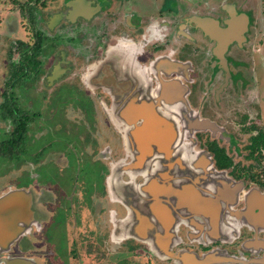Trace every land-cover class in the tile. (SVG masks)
<instances>
[{"label": "flooded vegetation", "instance_id": "af4514ba", "mask_svg": "<svg viewBox=\"0 0 264 264\" xmlns=\"http://www.w3.org/2000/svg\"><path fill=\"white\" fill-rule=\"evenodd\" d=\"M10 1L23 19L0 23V198L24 189L33 212L0 234V264H264V0H165L150 15V0H62L45 16L46 0ZM193 116L213 128L192 141ZM43 124L62 151L50 161ZM205 151L216 182L192 169Z\"/></svg>", "mask_w": 264, "mask_h": 264}, {"label": "water", "instance_id": "95a60500", "mask_svg": "<svg viewBox=\"0 0 264 264\" xmlns=\"http://www.w3.org/2000/svg\"><path fill=\"white\" fill-rule=\"evenodd\" d=\"M84 5L80 4V7H83ZM89 8L88 4H86V6L84 8ZM83 8V10H84ZM85 13V12H84ZM175 81L171 80L168 83H165V89H173V85H174ZM176 83H178L176 81ZM177 85V84H176ZM165 94H168V91L165 92ZM189 111V109H188ZM147 120L146 123L143 126L144 129V138L147 139V143H155L156 140H153L155 138H162L163 136L157 135L156 133H154V130L157 128L156 124L154 122H156L155 117L151 114H149L146 116ZM178 118V117H176ZM180 119V118H179ZM160 122H162V120L159 119ZM188 127L191 128V131H193V133L191 135H187L186 134V138H191V140L193 141L194 139V132L196 130L202 129V128H213L212 123L209 122L208 120H204L201 119L200 117H195L193 116L191 118V121L189 122ZM160 128H168V125H162L160 123ZM155 134V135H153ZM191 141V142H192ZM187 142H189V140H187ZM191 152H195L196 149L191 148L190 149ZM206 152V151H205ZM207 153V152H206ZM208 155V156H207ZM198 160H199V165L195 166L192 165V169L197 168L200 171V174L202 176V183L208 179V181H213L216 182V179H214V177L216 176L215 172L213 173V164H211V166H209V162L212 161L211 156L209 155V153L205 154V153H199L197 155ZM213 167V168H212ZM216 171V170H215ZM192 187H194V183L191 184ZM148 189H152L151 187H149ZM150 192V190H147ZM188 191V189H187ZM216 191V190H214ZM219 192L221 195L222 193H224L223 190H219L216 191ZM147 193V192H146ZM192 199H194V196H192ZM32 203H33V197L31 196L30 193H28L26 190L24 189H16L14 191H11L7 194H5L4 196H2L0 198V226L1 229L3 227H7L8 229L5 230H1L0 229V234H4L3 237L7 238L8 233L11 234V232H16V235H19L21 233L24 232L25 227H27V222H28V216L31 214L32 211ZM151 212H152V207H150ZM152 216V217H150ZM194 213H191V216L187 217L188 219L193 218ZM206 219L210 218V215H205ZM142 220L144 223H149V224H155L156 222L162 223V224H167V225H171V224H175L176 223V214H169V215H165V214H154V215H143L142 216ZM128 221L129 223H131L132 221V217L131 215L128 217ZM165 228H167V230H165L166 233H169L171 229H169L167 226H165ZM0 240H2L0 238Z\"/></svg>", "mask_w": 264, "mask_h": 264}, {"label": "rangeland", "instance_id": "374dc122", "mask_svg": "<svg viewBox=\"0 0 264 264\" xmlns=\"http://www.w3.org/2000/svg\"><path fill=\"white\" fill-rule=\"evenodd\" d=\"M93 1L94 2L99 1L100 3L103 4L105 1H108V0H93ZM158 1H159V4H161L165 0H154V1L150 0V1H148V3H150V4H147V2L144 4V8L147 9V12L145 13L146 15L151 14V10H148V9H150L151 7H154ZM45 2H46V4L43 6V14H44L43 16H45L47 13H49L48 11L50 9H54L56 6L60 5L62 3V0H46ZM104 8H105V6L103 5V9ZM105 16H106V11L104 13L100 12V13H98L95 21L99 22V20L103 19V17H105ZM7 17H8V19L9 18L17 19L18 21L23 19L21 12H20V8L18 5L11 3L10 0H0V23H4L5 21H7ZM1 26H2V24H1ZM23 27L24 26H22V28ZM57 29H60V28H57ZM4 30H5V27L2 28L3 33H4ZM23 31H26L25 28H23ZM26 35L29 36L30 34H26ZM0 37H3V36H0ZM87 42L91 43L92 40L88 39ZM7 45H8L7 41H2V39L0 38V51L2 53H5L4 49L7 47ZM76 52H78V51H76ZM7 69H8V67L6 65V62L4 61L3 58H0V82H1V79L5 77ZM44 80L45 79L43 76V94H48V92H50L49 90H51L49 88L50 85H47V84L45 85ZM67 82L68 81H65L63 83L62 81H60L58 88H63V89L66 88ZM45 86H47V87H45ZM56 88H57V86H56ZM55 101H56V99H53L50 104H53ZM89 110L96 112V113H98V111H103L101 109H98L93 104H90ZM98 115H99V113H98ZM72 126H71V128H72ZM51 130H52V128H48L45 124H43V134L45 135L47 131L49 132L46 137L43 135L44 136L43 137V160L44 161H50L51 158L54 157L56 153H57V155H59V154L61 155V153H59V152H62L61 146L59 145V143L57 141H53L55 135L51 132ZM90 130H93L95 132V128L93 126H91V124L90 125L86 124L85 131L90 132ZM79 134H80L79 136H76L73 138L74 140L73 139L71 140V143L74 146L77 144V141L79 142V144H80L79 158L81 159L80 162H82L85 160V155H87L89 153L91 154V151H90L91 148H89V147H91V142L93 141V139H92L91 134H89L88 132L87 133H83V132L80 133L79 132ZM81 136H83V140L81 139ZM48 143H51V144H48ZM31 144L42 145V143L41 142L39 143V141L31 142ZM96 153H98V152H96ZM67 154H68V157H70L71 153L69 152ZM63 159L66 160L65 157ZM60 160H62V159H59V156H58L57 161H60ZM83 164L87 165V163H84V162H83ZM5 184H6V179L3 180V185H5ZM44 196H45V194H44ZM43 209L45 210L46 215H47V211H49V210L46 209L45 207H43ZM90 216L91 215H89V213L87 211L86 212L84 211L82 218L84 220H88L90 223H92L93 219H92V216H91V218H90Z\"/></svg>", "mask_w": 264, "mask_h": 264}]
</instances>
